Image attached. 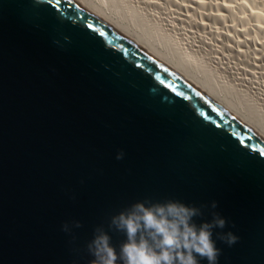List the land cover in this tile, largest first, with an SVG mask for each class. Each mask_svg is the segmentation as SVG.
Returning <instances> with one entry per match:
<instances>
[{"label":"water","instance_id":"water-1","mask_svg":"<svg viewBox=\"0 0 264 264\" xmlns=\"http://www.w3.org/2000/svg\"><path fill=\"white\" fill-rule=\"evenodd\" d=\"M148 200L208 205L197 224L215 201L217 264H264V128L92 0H0V264H88Z\"/></svg>","mask_w":264,"mask_h":264},{"label":"clouds","instance_id":"clouds-1","mask_svg":"<svg viewBox=\"0 0 264 264\" xmlns=\"http://www.w3.org/2000/svg\"><path fill=\"white\" fill-rule=\"evenodd\" d=\"M116 158L122 160L124 153ZM217 207L215 201L210 205L211 222L197 224L194 218L203 217L208 205L189 206L178 200L137 202L111 216L107 227L97 226L85 248L76 251L86 252L88 264H199L197 256L217 264L222 250L216 246L213 230L227 226L226 219L215 211ZM82 226L79 221L65 222L61 230L72 236L70 243L75 244L73 229ZM110 231L126 237L119 251L112 244ZM216 237L228 247L239 239L231 231H221Z\"/></svg>","mask_w":264,"mask_h":264},{"label":"rangeland","instance_id":"rangeland-1","mask_svg":"<svg viewBox=\"0 0 264 264\" xmlns=\"http://www.w3.org/2000/svg\"><path fill=\"white\" fill-rule=\"evenodd\" d=\"M136 1L140 6L143 2L156 6L183 29L184 39L182 36L172 38L173 42H179L181 54L188 44L187 39H198L195 60L201 63L206 56L219 58L213 73L218 77L224 72L237 81V85L250 88L256 98L251 97L253 104L258 103L264 109V0ZM197 2L202 4L197 5ZM224 6L229 8L222 9ZM221 15V21L215 20ZM227 81L232 82L231 79Z\"/></svg>","mask_w":264,"mask_h":264},{"label":"bare ground","instance_id":"bare-ground-1","mask_svg":"<svg viewBox=\"0 0 264 264\" xmlns=\"http://www.w3.org/2000/svg\"><path fill=\"white\" fill-rule=\"evenodd\" d=\"M92 1L128 26L145 41L191 70L204 82L211 93L231 111L264 128V109L258 103L253 104L252 98L254 97L251 89L237 85L238 82L224 72L219 73L217 77L212 70L216 65H219V58L206 56L203 57L201 63L195 60L194 48H198V39H191L193 37L187 39L188 44L183 47V54H181L179 52V42H173L172 38L182 36L184 39L186 35L181 33L183 29L168 19L156 6L152 7L146 2H143L142 6H140L139 4L137 5L138 1L136 0ZM186 2L189 1L186 0ZM199 3L202 4V2H197L196 4L199 5ZM223 8L227 9L229 7L224 6ZM163 15H165L164 18ZM258 19L260 20L261 18L258 17ZM215 20L221 21L222 15ZM163 40L164 43H162ZM170 43L176 45L178 49L170 45ZM227 79H231L232 82L228 83Z\"/></svg>","mask_w":264,"mask_h":264}]
</instances>
